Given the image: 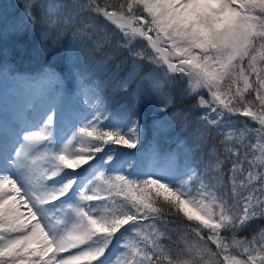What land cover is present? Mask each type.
<instances>
[{
	"label": "snow or ice",
	"instance_id": "snow-or-ice-1",
	"mask_svg": "<svg viewBox=\"0 0 264 264\" xmlns=\"http://www.w3.org/2000/svg\"><path fill=\"white\" fill-rule=\"evenodd\" d=\"M64 8L76 15L58 27ZM23 10L44 39L72 25L79 43L109 46L104 66L131 58L117 90L135 84L138 102L154 97L178 122L204 109L201 148L213 128L230 130L223 159L213 145L195 166L133 174L120 150L137 149L139 119L110 115L92 87L70 126L50 107L0 147V264H264V224L241 236L264 221V0H60L39 19L33 3ZM168 85L190 109L173 108Z\"/></svg>",
	"mask_w": 264,
	"mask_h": 264
},
{
	"label": "rangeland",
	"instance_id": "rangeland-1",
	"mask_svg": "<svg viewBox=\"0 0 264 264\" xmlns=\"http://www.w3.org/2000/svg\"><path fill=\"white\" fill-rule=\"evenodd\" d=\"M26 2L33 3L34 8L36 7L38 9H34V12L39 19L47 4L60 2V0H0V25L4 24L6 27L15 26L22 30L27 28L31 29L33 24L29 23L27 18L24 16L23 5ZM65 2H68V0H65ZM16 9L19 11L18 16L14 13V10ZM58 15H60L61 18V24L58 27H61L63 26L64 20L71 19V17L75 16L76 13L74 9L64 8L60 11V13H58ZM109 27L111 28L112 26L109 25ZM40 30L41 29L39 28L37 32ZM57 30L58 29H53L52 35L50 36H54L58 41H62L61 46L63 47V51L61 48H58V50H61L62 54H68L69 52L70 55H77V53H79L81 58L88 61L87 64L90 65L88 67L92 66L93 68L91 67L87 70L89 73L82 78V80H79V76H81L79 70L73 69L65 71L70 73L68 75V77H70V85L73 87L79 86L77 88L74 87L75 89L73 88L72 93H65L62 92L60 87L63 82L62 77L52 76L46 73L43 74L41 71L36 70L35 67H32V64H23L22 73L15 77L16 79L14 78L12 83V80L7 81L10 84L7 87V95L0 96V99L2 100L0 103V106H2L0 110V143H2V141H9L10 138L11 140L9 142L12 143L14 138H17V133L21 131L20 125L22 122H27V118H37L35 121L36 123L40 119L42 113L50 107H54L60 115L63 116L65 124L70 126L71 121L79 119L82 115L87 114L86 112H82V109H87L88 107L85 104V100L89 98L87 93L90 87L98 88L101 93L102 90L106 91L104 88L107 89L110 87L107 92H104V95L112 100L116 97L117 93L121 92L117 90V85L119 84L120 79L125 77L130 70L132 62L131 58L127 57L126 54L118 56L116 57L118 59L115 58L118 64L112 63L115 60L114 59L107 66H104L101 62L103 61L105 55L110 51L109 46L105 45L102 48H95L91 45L79 43L73 38L72 25H69L68 29L63 35L59 36V38L55 35ZM112 42L115 43V38H113ZM78 46H80V48ZM117 65L120 67L117 68ZM18 68H20V65H18ZM152 68V65L145 63L142 73L147 74L152 70ZM94 74L96 76L93 78ZM34 78L37 79V81L35 80L36 82L29 85L26 84L25 79L31 80ZM101 85H103V87ZM166 87L171 89L173 102L178 100L181 96L180 85H168ZM112 90L115 92H112ZM133 97L128 98L133 101L132 103L129 101L124 102V100L121 99L120 101H117L115 107L125 110L129 106L127 114H125L124 117L137 119L140 112H142L141 110L143 107H140L139 102L135 99L136 97ZM148 100H151L154 103L153 105H150L151 107L149 106L151 110H154L153 112L160 113V111H162L163 114H158L159 116H150L155 117L154 119H156L157 122L155 123V128L153 127V134L148 136V139L151 138L149 140L151 147L145 152H142V159H145L146 162L144 165L141 164V166H138L139 169L147 171L158 167L155 164L162 159L161 156L158 155L157 151V149L160 148L159 140H165L164 137L168 134H174L176 138L174 142H178V144L175 145L176 150L173 152L175 157L173 155L170 157H163V160L168 161L166 164H163V166L173 163L172 161L174 160H176L175 163H179L180 161L183 163L191 162L193 166H195V163L198 160H206L207 155L203 152V149L206 148V146L203 148L199 146V133L196 131L197 129H195V131L191 130L190 134L186 135L187 137L180 138V140H178L177 138L182 124L179 126L181 122L169 118V114L173 109L170 108L167 111L161 110L157 108L154 97H148L147 101ZM142 101H144V99ZM147 101H145V104ZM144 108L146 109V107ZM148 109L149 108L147 107V110ZM133 116L137 117L134 118ZM139 116L140 123L143 125L145 117L142 114ZM143 126L141 130L140 143L137 149H132L134 151L138 150L140 152L139 148H141V145H143L145 141L148 142ZM23 131L24 130H22V133ZM177 157L178 160L176 159ZM124 159L128 162L126 165H131L133 162V159H130L129 157ZM123 170L125 171V167Z\"/></svg>",
	"mask_w": 264,
	"mask_h": 264
},
{
	"label": "trees",
	"instance_id": "trees-1",
	"mask_svg": "<svg viewBox=\"0 0 264 264\" xmlns=\"http://www.w3.org/2000/svg\"><path fill=\"white\" fill-rule=\"evenodd\" d=\"M34 9L38 10L36 7ZM14 13H16V15L18 16L19 15L18 9L14 10ZM8 27H6L4 24L0 25V68L2 67L1 70L4 71L0 73V76H2L3 74L8 75L7 73L9 71H11V74L20 73L19 71H14L7 67V62H14V61H19L18 62L19 65L25 62L36 63V65L40 66V68L45 67L49 69L50 72L56 73L59 76L65 77L67 79L70 73H67L65 71L75 69V70H79L80 74H83L87 72L86 70H89L92 67V66L88 67L90 66L87 64L88 61H86V59L81 58L80 55L78 54L70 55L69 52L68 54H65L64 52H63L64 54H62L61 53V50L63 49V47L61 46L62 41L60 40L58 41L54 36H50L49 39L42 38V35L40 34L42 33L41 31L45 27L42 24L32 25L31 29L27 28L25 30L19 29L18 27H15V26H12L10 28ZM39 28L41 30L37 32ZM58 48L59 49L61 48V50H58ZM116 59L112 63L118 64ZM95 76L96 75L94 74L93 78ZM2 86H3L2 80L0 79V88ZM101 86L103 87V85ZM133 88H135V84L131 86V88L128 90L127 93L123 91L117 93L116 95L117 98H115L114 100L120 101L121 99H123L124 102L129 101L130 103H132L133 101L128 98L133 97L132 95ZM104 89L107 92L110 89V87H108L107 89L106 88ZM112 92H115V91L112 90ZM147 99L148 97L146 96L144 98V101L139 102L140 107L141 106L143 107V109L141 108L142 112H140V114L144 115L145 117V119L143 120V124L146 129H148L151 126V123L154 120V119H150L149 116L151 115L157 116L158 114H163L162 111H160V113L153 112L154 110L150 109L151 107L150 105L151 104L153 105L154 103L151 100L147 101ZM145 101H147L146 104H145ZM192 103L193 101L189 99H183L182 101V98L180 96L178 100H175L173 102V108L190 109L192 106ZM115 106L113 105V107L109 108V114L112 116L118 115L117 117H120V116L124 117V115L127 113L129 106L125 109V111L124 109H119ZM144 107H146V109ZM147 107L149 108L148 110H147ZM204 111H205L204 109H196V110H193V112L187 113L188 120L185 122H181L179 125L181 126L182 124L181 128L179 127L180 133L177 138L178 140H180V138L187 137L186 135L190 134L191 130L195 131V129H197L195 121L197 119V116L202 115ZM233 119H237V118H233ZM238 119L244 120L246 118L240 117ZM185 123H187V127H185ZM253 127H255V125H253ZM228 130L230 129H225L223 127L220 128L219 132H217L215 128L212 129L211 135L208 137V142L207 144L204 145L206 146V148L203 149V152H205L207 156L208 154L211 153L212 146L215 145L217 147L218 154L220 155L221 159L224 158L223 147L220 145V141L224 139L223 134ZM164 138L165 140L160 139L159 141L162 143L164 142L163 147H165V150L172 149L173 147H175L176 144H178V142H174L176 140L174 134L172 135L168 134ZM124 150H125L124 153H127V155L133 154V151L130 149H124ZM179 163H183V162L180 161ZM228 166L230 165H226L225 168H227ZM134 169H135V165H132L131 168H128V171L132 173L134 172ZM257 224H264V221L254 222L253 228L249 231L242 233L241 236L242 237L247 236L250 238L252 233L256 230Z\"/></svg>",
	"mask_w": 264,
	"mask_h": 264
},
{
	"label": "bare ground",
	"instance_id": "bare-ground-1",
	"mask_svg": "<svg viewBox=\"0 0 264 264\" xmlns=\"http://www.w3.org/2000/svg\"><path fill=\"white\" fill-rule=\"evenodd\" d=\"M36 119H37V118H36ZM36 119H29V120H28V122H29V127H28V128L33 127V125L35 124ZM3 145H4V144H3ZM3 145H2V146H3ZM2 146H1V147H2Z\"/></svg>",
	"mask_w": 264,
	"mask_h": 264
}]
</instances>
